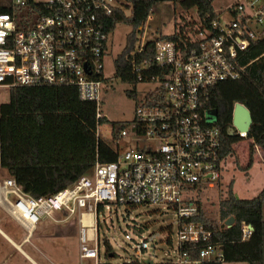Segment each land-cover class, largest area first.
Wrapping results in <instances>:
<instances>
[{
    "label": "built area",
    "instance_id": "built-area-1",
    "mask_svg": "<svg viewBox=\"0 0 264 264\" xmlns=\"http://www.w3.org/2000/svg\"><path fill=\"white\" fill-rule=\"evenodd\" d=\"M32 1L43 6L31 27L18 28L14 14L0 13V89L74 86L81 100L95 103L96 118L101 121L96 136L117 157L113 162H96L89 174L51 196L34 198L14 179L2 180L0 191L12 206L13 217L33 228L57 211L66 218L71 216L78 228L79 264L223 262L221 248L212 242L211 229L199 221L196 202L198 194L218 187L225 160L221 158L220 130L216 120L207 121L201 94L210 86L239 76V55L251 41L264 34V1L260 5V0H250L246 6L236 3L229 10L231 20L227 24L221 26L218 16L191 38L189 48L158 39L153 58L143 61L142 67L148 69L153 64L162 74H152L142 82L154 87L142 94L140 103L130 76L114 78L127 85L133 108L129 119L110 121L112 145L100 134L102 124L110 120L104 109L105 96L114 81L103 74V59L111 36L104 22L124 0ZM11 2L20 7L27 0ZM143 29L144 25L139 26L137 33L143 34ZM144 45L138 37L135 52H141ZM145 96L151 104L146 103ZM114 123H128L134 129L130 132L122 129L119 140L135 136L149 143L136 142L135 149L120 155L119 140L112 139ZM234 134L252 141L246 132L234 130ZM148 205L162 206L174 213L177 228L174 259L155 262L156 235H144L146 225L138 223L129 224L131 228L124 231L126 248L122 259L115 260L117 254L107 243L100 251V214L106 211L112 214L114 209L117 215L118 208L127 214ZM251 234L252 227L242 222L241 239L247 240ZM166 241L171 243L170 238ZM194 253L197 257H192Z\"/></svg>",
    "mask_w": 264,
    "mask_h": 264
},
{
    "label": "trees",
    "instance_id": "trees-1",
    "mask_svg": "<svg viewBox=\"0 0 264 264\" xmlns=\"http://www.w3.org/2000/svg\"><path fill=\"white\" fill-rule=\"evenodd\" d=\"M163 1L180 8L173 20V33L159 35L147 41L141 52H135L137 28L145 24L153 6ZM213 1L124 0L104 22L105 30L111 35L118 24L130 27L122 50L113 59L114 78L128 75L136 87L152 74L161 75V70L153 64L148 69L142 67L143 61L153 58L155 42L166 39L189 48L191 38L218 18ZM42 6L32 0L20 7L13 6L11 0H0V13L14 14L17 27L28 28L34 25ZM192 9L195 16L190 13ZM237 64L240 74L236 79L221 81L201 94L202 108L215 110L223 159L235 154L233 145L241 140L237 134H228L236 103L244 105L251 113L252 124L247 136L252 139L250 150L258 147L264 154V34L251 41L239 55ZM135 94L140 103L142 95H138L136 89ZM126 95H130L128 90ZM145 100L147 104L152 102L148 96ZM99 123L95 103L81 100L74 86L11 88L8 101L0 104V168L6 178L14 179L30 196H51L89 174L96 162L116 160V152L96 136ZM122 129L134 130L128 123H114L113 141L119 140ZM196 202L200 209L199 221L211 229L212 242L218 244L223 253V262L203 264H264V186L256 196L241 199L234 197L229 186L227 195L218 203L219 223L207 216L200 202ZM230 217L234 222L226 226L225 221ZM242 222L252 227L247 240L241 239ZM199 248L196 245V249ZM196 254L192 257H197Z\"/></svg>",
    "mask_w": 264,
    "mask_h": 264
},
{
    "label": "rangeland",
    "instance_id": "rangeland-1",
    "mask_svg": "<svg viewBox=\"0 0 264 264\" xmlns=\"http://www.w3.org/2000/svg\"><path fill=\"white\" fill-rule=\"evenodd\" d=\"M250 0H214L212 3L213 9L219 16V23L224 26L231 20L229 10L236 3H243L245 6ZM264 0H260V5ZM246 11L249 9L246 7ZM180 12L179 6H174L172 2L163 1L156 3L148 19L144 24L143 34L138 33L139 39L143 43L156 39L159 35H170L173 33L174 17ZM190 13L195 16L194 9ZM130 27L125 24H118L109 38L108 52L103 59V74L106 79L113 81V85L109 87V91L105 96L106 105L104 107L109 119L102 124L100 134L102 138L112 145L110 141V121H121L131 117L133 103L129 96L126 95L127 85L122 81L114 79L113 76V59L122 50L125 38ZM142 35V36H141ZM153 84H137L135 87L136 93L142 95L147 89L153 88ZM8 101V90L0 89V104ZM204 115L208 122H214L216 113L214 109H206ZM143 145L149 143L143 137L127 136L118 141L119 151L122 155L124 152L135 149V143ZM249 140L241 139L236 142L233 147L234 155H230L224 160L223 175L218 187L208 189L198 194V201L202 210L211 219L219 221L218 203L219 200L227 195V190L231 186L232 193L236 198H252L258 194L264 186V154L258 148L250 150ZM250 159L252 162L250 163ZM6 178L3 170L0 168V182ZM10 201L14 198L10 196ZM155 208L161 210L156 211ZM106 211L103 215L100 214L99 249L102 252L105 243L111 246V250L117 254L115 260L122 259L125 255L126 248L123 238L124 231L131 228L128 225L138 223L146 225L144 235H156V251L153 260L169 261L174 259L177 235L174 213L170 209L162 206L148 205L134 209L127 214L123 208H118L117 215ZM264 216V213H263ZM103 218L105 221H103ZM59 220V221H56ZM72 222V217L66 218L65 214L60 211L55 212L52 217H48L41 223H37L40 228L42 224H46L48 229L41 231L45 233L41 243H35L39 248L42 257L28 246L23 249L37 264H76V246L77 239L70 234H62L56 236V230L64 228ZM0 228L12 240L17 241L19 228L11 220V218L0 208ZM40 232V230L38 229ZM38 233V232H37ZM171 239V243H167V239ZM34 264L23 253L14 248L0 234V264ZM88 263V262H85ZM229 264H244V263H229Z\"/></svg>",
    "mask_w": 264,
    "mask_h": 264
},
{
    "label": "crops",
    "instance_id": "crops-1",
    "mask_svg": "<svg viewBox=\"0 0 264 264\" xmlns=\"http://www.w3.org/2000/svg\"><path fill=\"white\" fill-rule=\"evenodd\" d=\"M4 180V179H3ZM0 208L11 218V220L17 225L19 228V232L17 234V241L12 240L7 234H5L1 228H0V234L6 239L9 243H11L15 249L23 253L26 257H28L34 264H37L29 255L26 253L23 249L24 246L30 247L32 250H34L36 253H38L40 256L44 257L39 250V248L35 245V243H41L43 237L45 236V233L41 231H46L48 229V226L44 223L40 226V228L34 226L33 228L28 227V223L24 220L21 222L17 221L13 215L11 214L12 206L5 200L3 193L0 191ZM40 230V232L38 231ZM77 224L75 221L72 220L70 224L66 225L64 228L56 230V236L62 235V234H70V236H77ZM38 232V233H37ZM78 249H79V242L77 239V246H76V264H79V258H78ZM48 263L51 264L49 260H47ZM4 264V263H1Z\"/></svg>",
    "mask_w": 264,
    "mask_h": 264
},
{
    "label": "water",
    "instance_id": "water-1",
    "mask_svg": "<svg viewBox=\"0 0 264 264\" xmlns=\"http://www.w3.org/2000/svg\"><path fill=\"white\" fill-rule=\"evenodd\" d=\"M251 124L252 117L250 111L244 105L236 103L233 109L232 127L228 130V134L233 135L234 130L248 133ZM233 222L234 218L230 217L225 221V225L231 226Z\"/></svg>",
    "mask_w": 264,
    "mask_h": 264
}]
</instances>
